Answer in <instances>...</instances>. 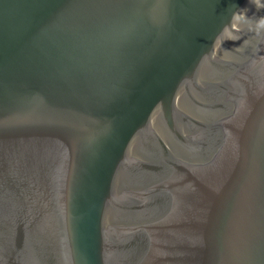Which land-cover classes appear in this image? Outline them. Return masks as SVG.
Listing matches in <instances>:
<instances>
[{"label":"water","instance_id":"1","mask_svg":"<svg viewBox=\"0 0 264 264\" xmlns=\"http://www.w3.org/2000/svg\"><path fill=\"white\" fill-rule=\"evenodd\" d=\"M259 16L0 0V264H264Z\"/></svg>","mask_w":264,"mask_h":264},{"label":"clouds","instance_id":"2","mask_svg":"<svg viewBox=\"0 0 264 264\" xmlns=\"http://www.w3.org/2000/svg\"><path fill=\"white\" fill-rule=\"evenodd\" d=\"M250 2L259 8H264V3H259L258 0H250ZM256 34L264 32V16H259L255 22V25L252 29Z\"/></svg>","mask_w":264,"mask_h":264}]
</instances>
